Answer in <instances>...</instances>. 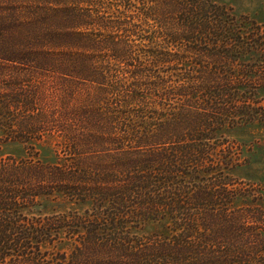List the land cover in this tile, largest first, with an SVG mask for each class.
<instances>
[{"label": "trees", "instance_id": "trees-1", "mask_svg": "<svg viewBox=\"0 0 264 264\" xmlns=\"http://www.w3.org/2000/svg\"><path fill=\"white\" fill-rule=\"evenodd\" d=\"M220 0H0V264H264V33ZM242 21L249 25L240 24ZM54 156L42 159L39 148ZM74 207L46 216L42 198Z\"/></svg>", "mask_w": 264, "mask_h": 264}, {"label": "rangeland", "instance_id": "rangeland-1", "mask_svg": "<svg viewBox=\"0 0 264 264\" xmlns=\"http://www.w3.org/2000/svg\"><path fill=\"white\" fill-rule=\"evenodd\" d=\"M231 9V13L237 18H248L259 26V32L264 33V0H220ZM240 24L249 25L242 21ZM264 60V54L260 57ZM264 62V61H263ZM258 97L264 100V88L258 91ZM231 139L236 140L241 148L240 158L244 163L231 169L228 174L244 183H254L261 186L262 207L264 208V127L260 125H245L233 128L228 132ZM30 154L27 145L16 141L0 140V159L13 157L15 159L26 158ZM39 156L42 159H50L54 156L51 146L45 145L39 148ZM74 207L64 199H44L28 209V214L33 216H46L56 212H62Z\"/></svg>", "mask_w": 264, "mask_h": 264}]
</instances>
